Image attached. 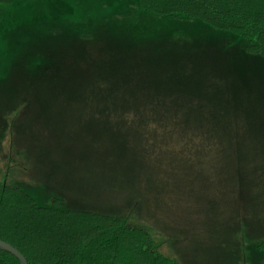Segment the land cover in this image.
I'll return each instance as SVG.
<instances>
[{
  "label": "rangeland",
  "instance_id": "1",
  "mask_svg": "<svg viewBox=\"0 0 264 264\" xmlns=\"http://www.w3.org/2000/svg\"><path fill=\"white\" fill-rule=\"evenodd\" d=\"M1 10L0 183L127 215L178 264L260 263L264 58L133 0Z\"/></svg>",
  "mask_w": 264,
  "mask_h": 264
},
{
  "label": "trees",
  "instance_id": "2",
  "mask_svg": "<svg viewBox=\"0 0 264 264\" xmlns=\"http://www.w3.org/2000/svg\"><path fill=\"white\" fill-rule=\"evenodd\" d=\"M14 1L0 0V14ZM133 1L139 11L165 20L198 21L231 33L246 43L248 54L264 58V0ZM54 203L43 207L19 187L0 183V240L18 249L28 264H178L127 215L76 212L60 199ZM258 246L264 251V240ZM0 264L20 261L0 250Z\"/></svg>",
  "mask_w": 264,
  "mask_h": 264
},
{
  "label": "water",
  "instance_id": "3",
  "mask_svg": "<svg viewBox=\"0 0 264 264\" xmlns=\"http://www.w3.org/2000/svg\"><path fill=\"white\" fill-rule=\"evenodd\" d=\"M0 250L3 252H8L16 257L20 261V264H28L26 258L10 243L0 240Z\"/></svg>",
  "mask_w": 264,
  "mask_h": 264
},
{
  "label": "crops",
  "instance_id": "4",
  "mask_svg": "<svg viewBox=\"0 0 264 264\" xmlns=\"http://www.w3.org/2000/svg\"><path fill=\"white\" fill-rule=\"evenodd\" d=\"M170 22H173V21H170ZM176 22V21H175Z\"/></svg>",
  "mask_w": 264,
  "mask_h": 264
}]
</instances>
